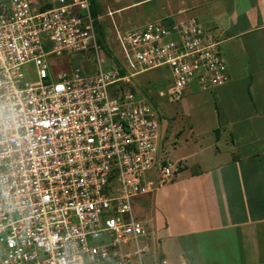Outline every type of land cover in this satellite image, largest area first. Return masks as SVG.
Returning a JSON list of instances; mask_svg holds the SVG:
<instances>
[{"label": "built area", "instance_id": "obj_1", "mask_svg": "<svg viewBox=\"0 0 264 264\" xmlns=\"http://www.w3.org/2000/svg\"><path fill=\"white\" fill-rule=\"evenodd\" d=\"M89 0H7L0 7V264H129L147 225L132 200L173 174L156 159L161 124L138 91L120 86L167 68L169 103L196 84L228 81L219 43L195 18L115 31L105 54ZM90 53L95 71L54 61ZM108 62V67L104 65ZM32 80L26 81V75ZM132 244L134 251L123 249Z\"/></svg>", "mask_w": 264, "mask_h": 264}, {"label": "crops", "instance_id": "obj_2", "mask_svg": "<svg viewBox=\"0 0 264 264\" xmlns=\"http://www.w3.org/2000/svg\"><path fill=\"white\" fill-rule=\"evenodd\" d=\"M6 3L0 0V7ZM93 5L101 21L100 9L116 18L140 7L120 18L123 25L143 14L164 23L195 18L218 41L227 69L228 81L213 91L196 96L187 92L191 84L183 92L178 102L190 151L178 162V174L151 182L147 194L132 200L134 218L147 225L141 255L153 246L157 264H264V0ZM159 120L162 143L167 124Z\"/></svg>", "mask_w": 264, "mask_h": 264}, {"label": "rangeland", "instance_id": "obj_3", "mask_svg": "<svg viewBox=\"0 0 264 264\" xmlns=\"http://www.w3.org/2000/svg\"><path fill=\"white\" fill-rule=\"evenodd\" d=\"M106 3L110 4L112 7L121 6L125 2H133L137 0H105ZM150 5V4H149ZM142 8H146L145 6ZM140 10V7L136 9L129 10L125 13L111 16H106L103 13V10L100 9V14L102 15V21L101 17L96 14L93 15L94 18L100 17V25L103 28L104 37L106 40V44L110 51L113 54H118V49L116 48V41H115V31L118 30L120 32L126 31L128 29H131L132 27L142 24L147 21H153V18L149 16L148 14L139 15V18L136 20L131 21V25H123L120 18L130 17V13ZM126 15V16H125ZM148 19V20H147ZM116 25H115V24ZM54 61H56L61 69H68V63H70V67L72 69H79L85 73H92L95 71V63L92 55L90 53H84V54H75L70 55L68 62L66 58L59 57L56 58ZM108 62L104 65V67H108ZM32 74L26 75V81L32 80ZM170 73L167 70V68L162 67L159 69L149 70L146 72H143L141 74H138L130 79V83H128V87H133L138 92H143L145 94L146 99L154 105V108L156 109V112L159 116V118L162 120L163 125L167 124L166 126V132H165V138L162 140V143L160 145L159 151L157 153L156 159L160 162H164L167 165L171 164L172 169L174 172H177V164L182 160V158L189 153V147L188 145L192 146L193 142H191L188 139L186 128H187V119L184 118L181 114V106L182 103L176 102V103H168L164 99H160L157 97V91L163 87L165 82L170 80ZM145 90V92H144ZM187 92H191L192 94L196 96L202 95L201 90L198 89L197 86L191 85ZM149 98L151 100H149ZM189 102V101H187ZM174 118V121H171V118ZM170 122V125H169ZM183 133H180L182 129H184ZM213 133H210L209 139L212 141L214 138ZM214 141V140H213ZM182 163L186 164V166H191V161ZM157 172V163L154 164L152 169L147 172L145 177V182H152L156 183L158 181L156 177ZM143 241L142 239L139 240V246L142 247ZM123 249H128L130 252L134 251V246L132 244H129L128 246H124ZM157 252L156 249L153 246H150L148 248V251L144 253L143 255L139 257L133 256L131 259V262L129 264H157Z\"/></svg>", "mask_w": 264, "mask_h": 264}, {"label": "trees", "instance_id": "obj_4", "mask_svg": "<svg viewBox=\"0 0 264 264\" xmlns=\"http://www.w3.org/2000/svg\"><path fill=\"white\" fill-rule=\"evenodd\" d=\"M89 2L91 5V10H92L93 15H96L97 12H96L95 7L93 5V0H89ZM96 32H97L98 40H99L100 44L102 45V48H103L105 54L108 56H111L112 53L106 44V40H105L104 33H103V28L101 25H97ZM120 89L121 90H124V89L133 90L131 87H128V83H124L123 85H121Z\"/></svg>", "mask_w": 264, "mask_h": 264}]
</instances>
